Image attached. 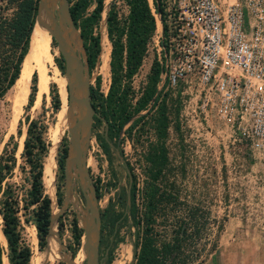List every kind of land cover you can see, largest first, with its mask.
Returning <instances> with one entry per match:
<instances>
[{
	"label": "rangeland",
	"instance_id": "obj_1",
	"mask_svg": "<svg viewBox=\"0 0 264 264\" xmlns=\"http://www.w3.org/2000/svg\"><path fill=\"white\" fill-rule=\"evenodd\" d=\"M53 1L54 8L51 11L53 17H56L58 1ZM73 1L70 0L69 4ZM112 1H114L117 16L120 19L125 17L128 7L123 0H103L100 19L103 17L105 21ZM217 1L223 10L228 4H238L242 10L243 26L247 33L258 27L261 29V39L258 45L264 43V0ZM148 2L155 18V29L146 43V50L138 68L129 80L131 87V92L128 94L129 102L131 105L135 104L137 97L148 82L152 63L156 60L159 64L156 90L166 89L169 91L168 101L178 104L179 131L173 130L172 127L169 128L165 140L168 156L178 168L177 173L182 177L185 191L191 197L203 195L204 204L209 207L211 216L215 218V221L212 222L210 237L215 239L216 245L213 250L205 255L202 264H264V114L252 112V108L262 104V101L261 99L256 101L253 98L248 99L246 104L241 102L240 105L238 95L230 101L222 100V96L216 88V77L226 78L227 71L231 78H241L238 66L226 67L219 64L213 69L215 75L206 82L200 79L197 67H194V70H186L182 75L176 76L172 84L168 83L169 70L176 72L186 67L184 63H180L178 59L174 58V54L169 49L178 46L177 39H169L171 29L175 27L177 21L176 0H165L164 9L169 14L167 16V35L162 32L159 14L155 11L152 0H148ZM93 6L94 1H91L85 9L84 15L89 14ZM258 14L262 15L261 19L258 18ZM100 19L97 26L99 51L93 67L89 70V80L90 85L104 95L109 87L110 71L109 53L107 63L100 56L102 50ZM67 28H70V25H67ZM71 30L78 43L75 54L83 61L81 37L80 39L78 37L79 27L73 21ZM69 33L68 35H70ZM106 39L109 42L107 35ZM49 44L51 45L49 46L53 60L48 66L47 89L42 93L35 92L32 105L28 108L24 107L26 102L24 99L19 105L17 113H14L13 88H9L3 98L0 99V151L4 142L12 134L17 141L15 155L18 163L26 117L39 116L47 122L46 137L49 140V145L43 158V171L47 158L53 157L55 164L53 168V175L55 176L53 180L54 194L48 191L46 185V191L52 196H50V237L44 247L38 249L33 223L22 221L23 234L31 248L28 264H56L57 261H64L65 264H87L81 246L83 229L78 248H74L71 233L72 218H75L77 224L82 228V218L86 208L71 155L66 161L70 140L69 117L67 116L66 123L60 126L57 120L63 103L67 102L64 61L53 37L50 38ZM58 64H61L62 67H59ZM34 70L37 71L36 68ZM250 81L254 83V75L250 76ZM29 82L30 76L28 86ZM52 83H54L59 96L60 108L58 107V111L52 109L50 93ZM36 91L38 92V90ZM177 91L179 93L178 98L176 97ZM250 101L252 108L249 107ZM224 103L233 105L230 113L223 108ZM244 105L246 109H243ZM152 106L153 102L150 99L145 108L134 113L130 120L119 128L114 138L116 144L111 147L112 156L110 160L107 159L93 134V131H102L105 124L98 122L94 129L91 126L90 141L86 149V166L93 184L98 187L100 196L97 198V207L99 214L109 202L114 203L115 209L120 208L115 202L116 194L121 188L127 189L128 172L131 175V181L134 179L137 186L141 185L144 177L143 144L145 139L152 138L151 128L148 127L145 131H139L140 119L134 124L130 132L127 130L140 114L151 111ZM220 107L222 109H219ZM240 108L243 109L242 112L239 111ZM143 124L149 126L146 120ZM17 127H19L20 132H16ZM62 137L66 145V154L62 173L59 176L60 171L57 168L55 156ZM255 141L259 142L257 146L253 144ZM55 142H57L56 145ZM52 151L54 156L51 154ZM222 164L224 165L223 168L221 167ZM182 172H184V176H182ZM21 176L22 173L15 166L9 179L20 185L21 188L19 189L23 191L26 184L22 181ZM83 181L86 183L85 179ZM56 184H58L59 201L56 200L55 195ZM85 186V190L88 192V185L85 184ZM216 225H221L218 230H216ZM133 229L134 227L127 223L120 226L117 233L118 240L111 250V258L108 264H131L133 261ZM102 234L103 237L109 235V226L103 228ZM2 244L4 246L5 241ZM110 246L111 243L103 244L98 249L100 264H107L106 253ZM73 248L74 254H72ZM2 259L3 262L6 260L4 255Z\"/></svg>",
	"mask_w": 264,
	"mask_h": 264
},
{
	"label": "trees",
	"instance_id": "obj_2",
	"mask_svg": "<svg viewBox=\"0 0 264 264\" xmlns=\"http://www.w3.org/2000/svg\"><path fill=\"white\" fill-rule=\"evenodd\" d=\"M38 1L0 0V99L20 76L22 63L30 48ZM91 1H94V6L89 14L84 15ZM123 1L128 7L123 19L117 16L114 1L111 2L105 17L106 35L110 42L108 90L103 95L91 85L89 87L91 105L96 111L92 129L98 122L105 124V131H93V134L110 160L111 147L116 144L114 138L119 128L130 120L134 113L145 108L152 99V110L140 114L127 130L130 132L134 124L141 119L138 130L145 131L150 127L152 138L145 139L143 144L144 177L141 185L137 186L133 179L129 187L128 203L126 189L121 188L115 199L120 208L115 209L114 203L109 202L100 212L98 249L103 244L111 243L106 253L108 264L111 250L118 240V229L127 223L134 227L131 264H202L205 255L216 245L215 239L210 237L215 218L211 216L209 207L204 204L203 195L191 197L185 191L182 177L177 173L178 168L168 156L165 140L169 128L179 131L178 104L168 101L169 91L166 89L156 90L159 78V64L156 60L150 68L148 82L134 105H131L128 97L131 92L129 80L138 68L146 50V43L155 29V18L148 0ZM152 3L159 14L162 32L167 35L169 14L164 9L165 0H152ZM102 7L103 0H74L69 4L72 21L79 27L89 70L93 67L99 51L97 26ZM58 66L62 67L61 64ZM37 74V71L33 70L30 75L25 108L32 105L35 92L38 93ZM50 90L52 109L59 110V96L54 83L50 85ZM178 95L177 91V98ZM145 120L149 126L143 124ZM47 126L42 117H26L18 163L15 155L17 141L12 134L0 151V230L5 241L3 246L0 239V264H4L3 255L7 264H28L31 248L23 234L22 221L33 223L38 249H42L47 243L51 203L43 171V158L49 145L46 137ZM16 132H20L19 127ZM65 154L66 145L62 137L55 156L59 176L62 173ZM15 166L22 173L21 179L26 184L23 191H20V185L9 179ZM181 174L184 176V172ZM94 187L98 198V187L96 184ZM55 195L59 201L58 184ZM106 226H109L111 237H103L102 230ZM220 226L216 225V230ZM71 233L74 248H78L82 228L75 218L71 221ZM56 264L65 262L57 261Z\"/></svg>",
	"mask_w": 264,
	"mask_h": 264
},
{
	"label": "built area",
	"instance_id": "obj_3",
	"mask_svg": "<svg viewBox=\"0 0 264 264\" xmlns=\"http://www.w3.org/2000/svg\"><path fill=\"white\" fill-rule=\"evenodd\" d=\"M176 10L177 21L169 39H177L178 46L169 49L186 67L176 72L169 70L168 83L172 84L176 76L194 67L206 82L215 75L213 69L217 65L238 66L241 78H231L227 71L226 78L216 77L222 100L230 101L238 95L241 105L248 103V99H261L262 104L253 107L250 101L249 107H253V113L264 114V43L258 45L261 29L256 27L247 33L242 10L236 3L228 4L223 10L217 0H176ZM257 16L262 18L261 14ZM251 75L254 83L250 81ZM223 108L230 113L233 105L224 103ZM253 144L257 146L259 142Z\"/></svg>",
	"mask_w": 264,
	"mask_h": 264
},
{
	"label": "water",
	"instance_id": "obj_4",
	"mask_svg": "<svg viewBox=\"0 0 264 264\" xmlns=\"http://www.w3.org/2000/svg\"><path fill=\"white\" fill-rule=\"evenodd\" d=\"M56 13L57 16L51 17L44 12L43 2L38 1V9L35 21L41 20L40 16H47L45 20L50 28L51 36L55 39L57 48L64 61V74L66 77L67 92V110L70 122V140L69 149L67 151L66 161L71 157L75 163V170L78 181L83 193L85 203V215L82 218L83 240L82 249L87 264H100L98 255V244L100 237V214L97 207V198L95 195V187L86 166V149L90 141L91 126L95 111L90 102V74L82 47L80 35V45L83 50V61L79 59L75 52H71L67 47V37H65V28L70 25L72 29V18L69 13V1L57 0ZM44 17V18H45ZM76 105L79 112L74 115L72 108ZM85 179L86 183H84ZM131 183V175L128 172V185L126 189V202L129 201V187ZM88 185V192L86 186ZM51 225V214H50ZM49 230L47 233L50 232Z\"/></svg>",
	"mask_w": 264,
	"mask_h": 264
},
{
	"label": "bare ground",
	"instance_id": "obj_5",
	"mask_svg": "<svg viewBox=\"0 0 264 264\" xmlns=\"http://www.w3.org/2000/svg\"><path fill=\"white\" fill-rule=\"evenodd\" d=\"M43 6H44V11L42 12V15H44V12H47L49 17H51V14H52L51 10L52 8H54V1L44 0ZM49 11L51 14H49ZM40 17H41L40 18L41 20L35 22L34 29L31 35V40H30V48L22 63V69L20 72V76L17 79L14 86L12 87L14 91V103H13L14 113H17V110H19L18 109L19 105H21L23 100L26 99L25 96L28 90L29 76L32 70L36 68L38 71V78H39L38 79V93H42L47 89V81H48L47 77H48V72H49L48 66H49V63L53 60L52 55L50 53L51 45L49 44V40L52 36L50 33V28L48 26V23L45 21L48 17L47 16L46 17L40 16ZM105 23L106 22L104 21V18L102 17L100 21L101 46H102L100 56L102 60L105 63H107L108 53H109V42L107 41L106 35H105ZM67 30H68V33L70 32L69 33L70 35H68ZM65 37H67L68 49L71 52H76L78 43H77L76 38L74 37L73 31L70 28H67V29L65 28ZM70 39H72L71 44H70ZM67 106H68L67 102L65 101L62 105V108L60 109V113L57 118L59 126L63 123H66L68 119ZM72 111H73V114L76 115L79 112V109L76 105H73ZM56 143L57 142H55V145ZM53 151L51 153L52 155L54 154ZM50 158H51V162H50ZM52 158L53 157H49L47 158V161H45L46 164L44 166V178L46 180L48 191L54 194L53 180L55 176L53 175V168L55 164ZM48 234L49 235H47V239H49L50 237V233ZM0 239L3 243L4 237L1 233V230H0ZM4 264H7L6 260L4 261Z\"/></svg>",
	"mask_w": 264,
	"mask_h": 264
}]
</instances>
